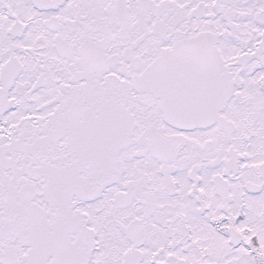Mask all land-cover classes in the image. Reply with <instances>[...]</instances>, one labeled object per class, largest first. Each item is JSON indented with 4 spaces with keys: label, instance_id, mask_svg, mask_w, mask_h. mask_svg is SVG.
Here are the masks:
<instances>
[{
    "label": "snow or ice",
    "instance_id": "snow-or-ice-1",
    "mask_svg": "<svg viewBox=\"0 0 264 264\" xmlns=\"http://www.w3.org/2000/svg\"><path fill=\"white\" fill-rule=\"evenodd\" d=\"M0 264H264V0H0Z\"/></svg>",
    "mask_w": 264,
    "mask_h": 264
}]
</instances>
